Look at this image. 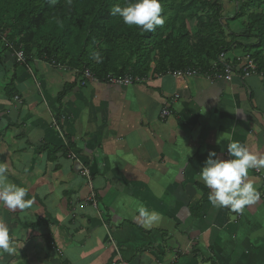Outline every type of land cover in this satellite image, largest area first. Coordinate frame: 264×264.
<instances>
[{
    "label": "crops",
    "instance_id": "obj_1",
    "mask_svg": "<svg viewBox=\"0 0 264 264\" xmlns=\"http://www.w3.org/2000/svg\"><path fill=\"white\" fill-rule=\"evenodd\" d=\"M54 68L0 67V84L16 90L0 93V163L33 200L25 210L0 204L16 249L0 264H264V202L239 217L210 204L199 176L210 152L229 159V141L264 154V76L82 86ZM261 177L264 168L249 170L259 190ZM141 206L161 222L146 225Z\"/></svg>",
    "mask_w": 264,
    "mask_h": 264
},
{
    "label": "trees",
    "instance_id": "obj_2",
    "mask_svg": "<svg viewBox=\"0 0 264 264\" xmlns=\"http://www.w3.org/2000/svg\"><path fill=\"white\" fill-rule=\"evenodd\" d=\"M238 2L235 15L229 19L223 18V9L217 3L207 4L206 13L202 2L181 3L173 11L172 0H161L165 24L156 26L152 32H143L111 14L113 5L123 7L126 0H0V67L10 57L15 66L29 71L36 61H41L65 66L68 71L76 72L75 78L89 71L97 82L111 85V77L147 79L152 61L157 64L152 77L166 76L170 71L186 67H200L202 72L209 73L220 55L235 47L239 55L254 62L255 73L264 76V55L259 52L261 48L264 51V15L251 14L245 32H230V21L243 22L247 5H256L251 0ZM199 3L203 5L199 13H206V20L197 16L201 21L197 26L199 35L193 49H189L190 35L185 20H179L178 14L187 13ZM167 28L174 32L163 36ZM227 33L231 38L226 42ZM15 51L23 53L24 63L16 62ZM94 53H99L98 63L93 59ZM153 53L156 59H152ZM10 83L7 91L14 97V81ZM67 90L60 94V99Z\"/></svg>",
    "mask_w": 264,
    "mask_h": 264
},
{
    "label": "clouds",
    "instance_id": "obj_3",
    "mask_svg": "<svg viewBox=\"0 0 264 264\" xmlns=\"http://www.w3.org/2000/svg\"><path fill=\"white\" fill-rule=\"evenodd\" d=\"M163 11L161 0H126L125 6L115 4L111 8L113 16H119L125 25L129 27L136 26L143 32H152L156 26L165 24L166 17L162 15ZM236 55L239 54L235 47L228 53L220 55L217 61L212 64V71L209 73L202 72L200 67H186L174 71L181 72L179 76H174V72L169 73V75L176 78L194 77L212 81L223 79L230 82L234 77L231 80L226 79L224 77V67L230 66L232 63L234 68L237 65L234 60ZM93 59L99 61V53H94ZM255 75L257 74L255 73ZM80 79L82 83L85 81L84 78ZM174 98L177 99L178 97L175 96ZM169 111L171 112L170 108ZM58 133L60 134V132ZM227 151L229 159H222L217 156L216 152H210L199 176L206 187L210 189L208 200L212 206L226 208L233 212H242L246 206L254 205L264 195L249 179L250 169L264 168V154L251 151L239 141H229ZM77 159L79 158L77 157ZM27 195L28 190L25 187L9 180L7 163H0V204L11 210L28 209L31 208L33 200L26 199ZM138 212L146 225L158 224L162 220V216L158 211H150L141 206ZM15 250L12 245L9 226L3 218H0V253L13 254Z\"/></svg>",
    "mask_w": 264,
    "mask_h": 264
},
{
    "label": "rangeland",
    "instance_id": "obj_4",
    "mask_svg": "<svg viewBox=\"0 0 264 264\" xmlns=\"http://www.w3.org/2000/svg\"><path fill=\"white\" fill-rule=\"evenodd\" d=\"M172 1L174 2V6L172 7L173 11H174V9L178 10L181 3H182V5H184V4H189L191 2V0H172ZM192 1L205 3V12L209 9V6H207V4L212 5V4L217 3L223 9V13H222L223 18H229V19H231L235 15L236 9H237V7H239L238 0H200V1L192 0ZM240 1H241V3H244V2H248L250 0H240ZM251 1H252V3H254L256 5H253V6L251 4H248L249 6L247 5L246 15H245V17L242 20L243 22L246 21V23H243V22L235 23L234 21H230L229 26H228L229 27L228 29H229L230 32H234V33L245 32L246 31L245 29H247V22H248V18L247 17L249 15H251V14H253V16H255V15H264V3H263L264 0H262L261 2H258L256 0H251ZM200 3L197 4V6L192 7L187 13L186 12H182V13L178 14L179 15V20L180 19H184L185 20V24H186L185 26H187V29H188L187 31H188V33L190 35V41H189V44H188L189 45L188 46L189 49H193L194 43H196L197 36L199 35V34H197V30H198L197 26H198V24H201V21L198 20L197 16L201 15L199 13V11H200L199 8H203V5H200ZM207 12H209V11H207ZM206 13H203V15H201V16H203L202 17L203 21H204V19L206 20V18H205ZM181 17H183V18H181ZM173 32L174 31H171V28H169V29L167 28V30L164 32L163 36H168V35H170ZM174 37H178V34H175ZM224 37H225V41L226 42L229 41V39L231 38L230 33H227L226 36H224ZM216 38L218 39L217 36H216ZM163 39H165V37H163ZM259 52H262V54L264 55V51H263L262 48L259 50ZM151 57H152V59H156L157 58L155 53H153ZM10 58H8V59L10 60ZM94 61H95V63H98V61L96 59H94ZM99 61H100V59H99ZM153 62L154 61L151 62L152 70L155 69L156 65H157L156 63L154 64ZM60 67H61L60 69L62 71L69 72V71H67V68L65 66H60ZM54 69L57 70L56 68H54ZM152 70L149 73L148 78L150 77V75H152ZM169 73L172 74L171 71L168 72L167 74H169ZM72 75H73V77H75L76 76V72L73 71ZM253 75H255V74L248 75L247 79H249ZM10 76H12V75H10ZM80 78H84V76L82 75L81 77H79V80H80ZM10 84H11L10 81H7V80L6 81L5 80L2 81L1 84H0V93L1 94H5L6 90L8 89ZM138 84H141V82L137 83V85ZM1 87H3V88L5 87V88L1 89ZM175 102L172 103V102L169 101L167 104L165 103L164 107L162 108V111L165 108H167V107L170 108V105H172V104L175 105Z\"/></svg>",
    "mask_w": 264,
    "mask_h": 264
},
{
    "label": "built area",
    "instance_id": "obj_5",
    "mask_svg": "<svg viewBox=\"0 0 264 264\" xmlns=\"http://www.w3.org/2000/svg\"><path fill=\"white\" fill-rule=\"evenodd\" d=\"M13 57H15L16 62H18V63L22 64L25 61L23 53L20 51H15ZM222 58H223V56L221 57V60H222ZM234 58H235L234 59L235 62L237 63V65L234 68H233L232 63L230 66L224 67V77L226 79L231 80L232 77H238L239 79H245V78H247L248 75L255 74V65L251 59L244 57L242 55H236ZM53 66H55V65H53ZM55 67H57L59 69L61 68L60 66H55ZM173 75L179 76V75H181V72H174ZM83 76H84L85 81H83L82 86L86 85L87 81L97 82V79L88 71H86L83 74ZM220 76H222V75H220ZM145 80L146 79H138V78H133L131 76H125L122 78L121 77H118V78L111 77L109 79V84H111L113 86H119V87H129V86H133L139 82L142 83ZM15 99L20 100L17 97ZM170 114H171V112L169 111V107H167L161 112L160 119L165 121L170 116ZM53 125L57 129V131L60 132L58 125L56 123H54ZM69 158L71 160H75V161L78 160L76 155H74L72 153H69ZM83 176L85 178H89V172L84 170L82 172V177ZM261 178L263 179V186H262V189L260 191H261V193H264V177H261ZM89 187L91 189H90V195L87 198V202L94 209H98V202L95 200L94 190L92 188L91 183L89 184ZM261 202H264V195L261 196V199L257 203H261ZM257 203H255V204H257ZM231 212H233V211H231ZM233 213H235L239 217L242 214L241 212H233ZM117 264H129V263L127 261L120 260V261H118Z\"/></svg>",
    "mask_w": 264,
    "mask_h": 264
}]
</instances>
